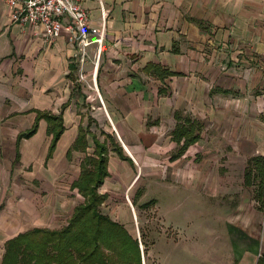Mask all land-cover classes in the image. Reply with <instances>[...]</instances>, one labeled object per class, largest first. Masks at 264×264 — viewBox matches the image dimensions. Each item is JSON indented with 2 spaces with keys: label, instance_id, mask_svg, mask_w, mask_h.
Here are the masks:
<instances>
[{
  "label": "crops",
  "instance_id": "0c3cea01",
  "mask_svg": "<svg viewBox=\"0 0 264 264\" xmlns=\"http://www.w3.org/2000/svg\"><path fill=\"white\" fill-rule=\"evenodd\" d=\"M81 4L89 25L103 29L99 55L96 43L85 48L84 80L63 30L50 42L41 26L10 22L0 0V260L8 238L60 228L82 201L70 184L93 152L92 137L85 152L72 146L90 118V132L100 140V130L114 135L128 158L108 151L107 176L97 187L107 196L103 213L135 232L138 206L150 202L149 209L160 208L166 242L176 236L178 243L180 220L198 219L208 244L226 242L140 248V264H264V203L257 179L246 183L243 175L252 156L264 158V0ZM149 63L171 74L159 78L145 71ZM37 113L60 116L63 125L49 157L43 118L31 136L21 135ZM186 120L198 138L176 155L182 140L173 132Z\"/></svg>",
  "mask_w": 264,
  "mask_h": 264
},
{
  "label": "trees",
  "instance_id": "16d2710c",
  "mask_svg": "<svg viewBox=\"0 0 264 264\" xmlns=\"http://www.w3.org/2000/svg\"><path fill=\"white\" fill-rule=\"evenodd\" d=\"M145 71L159 78L171 74L154 63L147 64ZM39 118L47 123L46 133L51 137L46 156L49 157L63 130L60 116L37 113L33 126L21 135L31 136ZM86 122L85 127L79 126L72 148L85 152V140L90 136L93 152L91 155L85 154L80 160L78 176L70 184V188L81 195L82 201L72 208L65 225L60 228L50 230L36 227L8 238L4 243L1 264H140L139 241L124 225L102 212L100 206L107 196L97 192V187L107 176L108 151H113L120 159L128 158L123 156L114 135L100 130V140L89 130L91 119L87 118ZM185 122L173 132V139L177 143L182 140L176 155L198 138L196 126L188 120ZM243 175L246 183H250L253 178L257 179V196L264 203V158L252 156ZM142 205L145 207L147 204ZM142 239L143 236L141 243Z\"/></svg>",
  "mask_w": 264,
  "mask_h": 264
},
{
  "label": "built area",
  "instance_id": "2783aa9c",
  "mask_svg": "<svg viewBox=\"0 0 264 264\" xmlns=\"http://www.w3.org/2000/svg\"><path fill=\"white\" fill-rule=\"evenodd\" d=\"M10 8V22L20 25H39L44 36L50 42L59 36L63 30L68 41L77 49L79 64L78 78L84 80L82 64L85 59V48L90 43L97 44L96 56L101 51L103 29H96L89 25L88 10L81 4V0H2ZM104 18V10L100 12ZM93 36V38H91Z\"/></svg>",
  "mask_w": 264,
  "mask_h": 264
},
{
  "label": "rangeland",
  "instance_id": "374dc122",
  "mask_svg": "<svg viewBox=\"0 0 264 264\" xmlns=\"http://www.w3.org/2000/svg\"><path fill=\"white\" fill-rule=\"evenodd\" d=\"M151 192L152 194L155 195V198L157 200V205L159 206L158 190L153 188L151 189ZM149 195L147 199L151 198ZM143 204H147V205H145L144 208H141V207L139 208L138 206V209L136 211V222L134 219L132 220V222H134L135 232H131L132 230L130 229V227L129 226L127 227L129 229L128 231H130L131 234L133 233L132 236H134L138 241H139V238L137 236L138 233H140L139 236L140 235L141 237L143 236L142 243L141 241H139V243L141 244V247L139 248H141L142 252L165 251L166 247L167 249L170 248L169 250L211 248L212 246L226 247V242L225 240H222V239H219V242H220L219 245L216 240L212 241L211 244H208L209 238L206 237L204 234H202L205 232L203 228L204 226H206L205 224L206 222L201 219H198L196 222L195 221L188 222V221L180 220L181 222H178L176 224L178 227L176 230V235L180 237V239L177 240L178 243L176 245L173 243L176 236H173V237L171 236L169 239L170 241H167L168 242L167 243L165 241L166 236L161 230L160 208L159 209H154V208L149 209V207H147L150 204L149 202H145ZM149 218H150V222L145 221V220H148ZM198 226H202L201 229L197 228ZM217 227H221V222L217 224ZM136 228L139 229L138 232H136ZM195 230L197 231L195 232V234H193ZM198 231H202V233ZM166 243H167V246H166ZM207 245H210V247H207Z\"/></svg>",
  "mask_w": 264,
  "mask_h": 264
},
{
  "label": "water",
  "instance_id": "95a60500",
  "mask_svg": "<svg viewBox=\"0 0 264 264\" xmlns=\"http://www.w3.org/2000/svg\"><path fill=\"white\" fill-rule=\"evenodd\" d=\"M140 247V246H139Z\"/></svg>",
  "mask_w": 264,
  "mask_h": 264
}]
</instances>
